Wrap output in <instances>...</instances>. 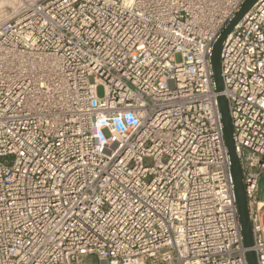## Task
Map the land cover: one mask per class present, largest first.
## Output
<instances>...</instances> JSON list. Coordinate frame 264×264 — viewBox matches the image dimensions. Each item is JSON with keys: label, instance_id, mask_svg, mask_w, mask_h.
<instances>
[{"label": "built area", "instance_id": "1", "mask_svg": "<svg viewBox=\"0 0 264 264\" xmlns=\"http://www.w3.org/2000/svg\"><path fill=\"white\" fill-rule=\"evenodd\" d=\"M245 2L0 0V264H248L221 95L264 264V0L211 69Z\"/></svg>", "mask_w": 264, "mask_h": 264}, {"label": "water", "instance_id": "2", "mask_svg": "<svg viewBox=\"0 0 264 264\" xmlns=\"http://www.w3.org/2000/svg\"><path fill=\"white\" fill-rule=\"evenodd\" d=\"M259 0H246L241 10L235 15L234 19L223 30L216 41L211 54V69L217 93L223 92L221 55L223 44L234 28L242 21L245 15L254 7ZM218 108L222 116L223 135L225 145L231 162V174L235 187L236 205L239 220L242 226V237L244 248L248 250L246 257L248 264H258L256 254L250 250L253 247V231L248 212V200L245 189L244 176L242 173L241 162L236 152L234 141V128L229 113V104L225 96L218 98Z\"/></svg>", "mask_w": 264, "mask_h": 264}, {"label": "rangeland", "instance_id": "3", "mask_svg": "<svg viewBox=\"0 0 264 264\" xmlns=\"http://www.w3.org/2000/svg\"><path fill=\"white\" fill-rule=\"evenodd\" d=\"M176 61L179 62V63L182 61V58H181L180 55L176 56ZM104 92H105L104 91V87H102V86L98 87L97 94H98L99 98H103ZM260 199L264 200V196L262 195V193L260 195ZM263 221H264V219H263ZM85 264H99V263L97 262V259L95 257H87V258H85Z\"/></svg>", "mask_w": 264, "mask_h": 264}]
</instances>
